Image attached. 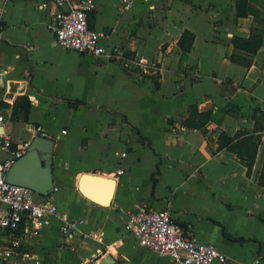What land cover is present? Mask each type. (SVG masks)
Returning a JSON list of instances; mask_svg holds the SVG:
<instances>
[{"label": "crops", "instance_id": "obj_1", "mask_svg": "<svg viewBox=\"0 0 264 264\" xmlns=\"http://www.w3.org/2000/svg\"><path fill=\"white\" fill-rule=\"evenodd\" d=\"M119 1L73 3L94 4L90 27L125 62L55 45L53 0H0V105L7 112L0 131L21 143L36 139L29 126L45 129L54 143L55 191L35 200L54 202L90 235H79L72 252L58 221L48 219L39 236L24 239L25 249L40 264L109 257L172 264L127 230L130 213L148 206L170 209L178 226L216 247L227 264H264V46L250 68L231 60L233 38H248L254 17L237 16L238 0H136L131 11ZM247 2L264 15V0ZM186 31L195 35L190 52L178 44ZM24 97L32 99L29 119L17 121L13 110L18 103L22 118ZM194 108L215 115L204 129L185 126ZM238 133L257 145L250 172L237 154L219 149L221 135ZM111 192L109 204L100 203Z\"/></svg>", "mask_w": 264, "mask_h": 264}, {"label": "built area", "instance_id": "obj_2", "mask_svg": "<svg viewBox=\"0 0 264 264\" xmlns=\"http://www.w3.org/2000/svg\"><path fill=\"white\" fill-rule=\"evenodd\" d=\"M59 7L50 30L55 36V45L67 51L94 57H110L125 62L127 57L119 52L110 53L101 39L103 34L89 25V14L94 10L93 3L74 5V0H53ZM136 0H120L123 11H131ZM6 3V1H5ZM5 3L0 6V15L5 11ZM43 9L47 4H43ZM3 28L0 25V34ZM5 75L0 71V79ZM7 122V112L0 105V130ZM33 138L49 139L42 126H29ZM67 134V131H63ZM32 141L18 143L0 131V264L14 261L16 264H40L24 246L25 238L40 235L48 219H56L62 235V243L72 252L76 251L75 240L90 238L80 233L83 222L75 221L61 211L52 201L37 203L32 190L10 184L6 177L15 163L29 150ZM122 172L119 173L121 175ZM24 227L21 232V227ZM127 230L132 237L153 254L168 258L172 264H227V257L212 245L203 244L192 234L178 226L170 209L155 210L142 206L130 213Z\"/></svg>", "mask_w": 264, "mask_h": 264}, {"label": "trees", "instance_id": "obj_3", "mask_svg": "<svg viewBox=\"0 0 264 264\" xmlns=\"http://www.w3.org/2000/svg\"><path fill=\"white\" fill-rule=\"evenodd\" d=\"M237 16L247 17L253 16L255 19V26L252 28L251 35L248 38L235 36L233 38L234 54L232 55V62L246 68H250L254 62L255 55L264 46V15L256 8L250 6L247 0H238ZM195 42V35L189 31L183 34L182 39L178 43L184 52H190ZM21 117H16L18 111L17 105L14 107L13 113L15 120L28 121L32 99L21 98ZM19 112V113H20ZM215 115L212 112H199L197 108L192 109L190 118L185 122V126L190 129H204ZM220 150H228L237 154L238 158L247 165L250 172L257 154V145L253 143L252 136L246 133H238L234 137H229L225 134L221 135Z\"/></svg>", "mask_w": 264, "mask_h": 264}, {"label": "water", "instance_id": "obj_4", "mask_svg": "<svg viewBox=\"0 0 264 264\" xmlns=\"http://www.w3.org/2000/svg\"><path fill=\"white\" fill-rule=\"evenodd\" d=\"M53 148L54 143L49 139L37 137L33 140L28 152L19 159L7 174L6 181L10 184L21 186L32 190L38 196L49 197L55 191L53 181ZM225 155L234 158L232 154ZM91 175H83L82 181L96 179ZM84 195L94 199L85 187L80 186ZM112 192L106 200L100 201L103 205L110 202ZM102 264H115L109 257Z\"/></svg>", "mask_w": 264, "mask_h": 264}]
</instances>
